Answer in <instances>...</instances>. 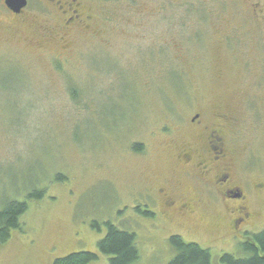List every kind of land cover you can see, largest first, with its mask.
I'll return each instance as SVG.
<instances>
[{"label":"rangeland","instance_id":"obj_1","mask_svg":"<svg viewBox=\"0 0 264 264\" xmlns=\"http://www.w3.org/2000/svg\"><path fill=\"white\" fill-rule=\"evenodd\" d=\"M84 1L95 28L52 41L43 34L53 18L18 28L0 16V209L28 204L0 244V264L96 253L105 228L93 222L134 234L138 264H168L172 236L208 250L212 264L242 258L239 246L264 231V193L252 190L264 184V0ZM197 112L209 123L234 118L227 142L252 214L239 228L235 201L193 191L178 164ZM162 187L176 200L191 196L193 212L165 211ZM97 255L91 264H108Z\"/></svg>","mask_w":264,"mask_h":264},{"label":"flooded vegetation","instance_id":"obj_2","mask_svg":"<svg viewBox=\"0 0 264 264\" xmlns=\"http://www.w3.org/2000/svg\"><path fill=\"white\" fill-rule=\"evenodd\" d=\"M25 6L19 11L11 10L0 0V16H5L9 25L12 27H23L30 25L29 17L43 16L55 19L54 24L48 27V31L43 34L46 40L56 38H66L65 32L72 28H81L85 30L94 29L96 26L93 16L87 13V2L84 0H24ZM103 1V0H97ZM59 18V19H58ZM49 28H53L49 30ZM233 117L226 114H217L214 120L209 123L205 120L203 112H197L190 115L187 126L193 142L190 145H184L182 151L177 156L178 164L187 168L184 174L186 181L192 182L191 189L209 188L214 192L215 197L220 201H235L234 224L235 228L244 225L252 216L247 207L248 200L245 195V189L240 185V180L236 178L234 172V153L227 142L228 125L233 124ZM168 134L170 128H166L163 133ZM163 135V134H162ZM145 148L141 146L139 153H134L140 157L146 153ZM193 167V170H190ZM212 187V188H210ZM257 193H264V184H254L252 190ZM209 191L211 194H213ZM145 196L149 193L145 192ZM158 196L161 199L165 211L176 209L181 215L193 212L194 200H183L180 197L176 200L170 195L168 189L164 187L158 189ZM213 196V195H212ZM214 197V196H213ZM192 203V204H191Z\"/></svg>","mask_w":264,"mask_h":264},{"label":"trees","instance_id":"obj_3","mask_svg":"<svg viewBox=\"0 0 264 264\" xmlns=\"http://www.w3.org/2000/svg\"><path fill=\"white\" fill-rule=\"evenodd\" d=\"M131 150L134 153H139L141 146L133 145ZM65 180L66 178L61 175L55 177L56 182ZM44 193V190L31 192L27 199L29 201H39L43 198ZM27 210V201L20 202L16 200L7 202L0 209V244L5 243L10 238L12 231L20 229L19 220L26 214ZM139 213L147 218L153 219L155 217L152 212L139 211ZM102 227L105 228V235L97 242L96 253H71L63 258L55 259L52 264H91L98 260L97 254L107 257L108 264H138L140 257L136 248V236L118 229L110 222H105L102 225L97 222L91 224V229L97 233L101 232ZM168 243L175 253L168 264H212L209 251L202 249L196 244L184 243L177 236L170 237ZM239 247L240 252L244 255L242 258L224 254L219 258V263L264 264V231L249 235Z\"/></svg>","mask_w":264,"mask_h":264},{"label":"water","instance_id":"obj_4","mask_svg":"<svg viewBox=\"0 0 264 264\" xmlns=\"http://www.w3.org/2000/svg\"><path fill=\"white\" fill-rule=\"evenodd\" d=\"M5 3L13 11H19L25 6L24 0H5Z\"/></svg>","mask_w":264,"mask_h":264}]
</instances>
